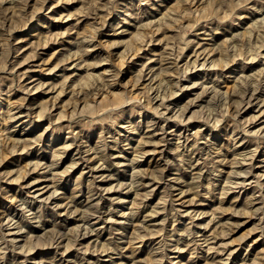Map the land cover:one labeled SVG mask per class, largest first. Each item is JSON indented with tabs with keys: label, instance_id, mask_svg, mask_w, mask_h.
<instances>
[{
	"label": "rangeland",
	"instance_id": "obj_1",
	"mask_svg": "<svg viewBox=\"0 0 264 264\" xmlns=\"http://www.w3.org/2000/svg\"><path fill=\"white\" fill-rule=\"evenodd\" d=\"M0 264H264V0H0Z\"/></svg>",
	"mask_w": 264,
	"mask_h": 264
},
{
	"label": "bare ground",
	"instance_id": "obj_2",
	"mask_svg": "<svg viewBox=\"0 0 264 264\" xmlns=\"http://www.w3.org/2000/svg\"><path fill=\"white\" fill-rule=\"evenodd\" d=\"M249 89V88H248ZM250 90V89H249ZM254 91H255V89H254ZM252 92V91H251ZM252 94V93H251ZM226 101V100H225ZM240 175V174H239ZM133 185V184H132ZM84 216V215H83Z\"/></svg>",
	"mask_w": 264,
	"mask_h": 264
}]
</instances>
